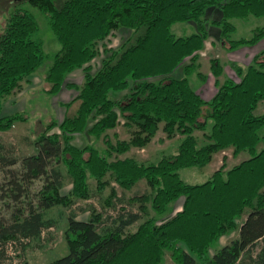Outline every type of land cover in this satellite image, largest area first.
Returning a JSON list of instances; mask_svg holds the SVG:
<instances>
[{"label":"trees","instance_id":"16d2710c","mask_svg":"<svg viewBox=\"0 0 264 264\" xmlns=\"http://www.w3.org/2000/svg\"><path fill=\"white\" fill-rule=\"evenodd\" d=\"M22 1L48 16L60 45L45 74L50 84L46 92L56 95L66 87L78 94L64 103L69 113L61 121L53 119L44 127L35 141L37 152L23 156L19 169L10 167L18 160L0 144V170L10 185L5 193L17 204L10 221L0 219V264L8 242L40 237L54 224L46 218L47 210L89 199L90 177L102 192L112 183L108 175L125 190L145 179L151 192L132 200L150 206L143 202L138 211L121 209L109 223L100 213L86 220L71 214L65 231L68 253L54 264H162L166 250L172 251L178 264H264V113L255 112L264 100V48L250 63L231 61L238 81L231 76L221 81L224 64L211 59L217 90L210 99L192 84L194 74L206 77L199 70L198 53L210 28L228 50L264 39V23L254 27L249 37H233L238 29L235 20L264 18V0ZM213 10L220 16L212 17ZM189 22L195 25L192 33L172 31L175 24ZM120 28L133 30L134 37L107 50L101 67L92 72L90 62L99 53V42ZM38 29L33 13L17 7L0 32V131L24 119L19 112L3 114L5 97L48 57L43 41L34 38ZM80 68L85 70L84 82H67V76ZM179 68L181 76L176 73ZM123 91L128 92L115 96ZM121 117L136 129L130 139L114 143L108 130ZM161 124L167 137H182L174 153L163 154L156 162L119 156L148 145ZM54 128L58 131L51 132ZM86 131L103 137V153L92 144L73 143L76 134ZM196 131L203 132L205 142L199 143ZM229 148L234 155L247 152L249 157L230 168L222 164L204 182L182 178L181 169L205 167L216 153ZM66 176L72 186L62 193ZM35 180L42 181L38 201L18 204ZM116 197L112 188L108 204L113 205ZM181 198V209L165 218ZM141 219L136 230L127 231ZM235 229L238 237L210 255L212 245Z\"/></svg>","mask_w":264,"mask_h":264},{"label":"rangeland","instance_id":"374dc122","mask_svg":"<svg viewBox=\"0 0 264 264\" xmlns=\"http://www.w3.org/2000/svg\"><path fill=\"white\" fill-rule=\"evenodd\" d=\"M21 0H0V32L3 30L6 18L17 7H23L29 9L37 19L39 23V29L34 34V38L41 40L44 43L45 51L48 57L44 60L38 71L27 77L22 81L20 88L16 89L10 95L5 97L3 114L9 115L14 113H21L24 116L23 120L14 122L10 129L0 131V144L4 147V151L8 156L16 158L18 163L10 166L13 169L20 168V159L25 155H30L37 152L36 139L44 131V127L47 126L53 119L61 121L65 114L69 111L64 106V103L73 100L78 91L75 89H68L64 87L58 94L50 95L46 92L50 84L45 81V74L49 64L52 62L53 54L59 49L60 45L55 39L47 15L38 11L27 1ZM264 18L250 17L246 21L235 20V24H238L237 31L233 34V37H249L252 34V30L257 25H262ZM175 24L172 27V31L176 35H188L194 30H190L188 27L180 28ZM188 26V25H187ZM134 37V32L131 29L120 28L112 31V33L104 40L99 42V53L90 62L92 72H96L102 65L103 59H105L109 52L107 50L117 49L122 46L129 38ZM217 38V37H216ZM218 39V38H217ZM264 43V42H262ZM205 53L199 70H205L208 73L210 71L209 64L213 58H219L224 64V75L231 76L237 81L239 80L235 71L231 67V61L234 58L235 61L250 63L257 53V47L252 48L244 46L235 50V53L228 55L226 48L222 46L218 39L214 49ZM200 61V60H199ZM189 63V59L186 61ZM182 70V68H179ZM85 70L83 68L77 69L67 76V82H75L82 84L84 82ZM212 80L210 82L211 90L214 88L215 77L211 74ZM201 78L196 74L193 75L192 84L194 87H198ZM116 94L115 96L122 97L124 93ZM71 110V113L73 112ZM256 113H264V100H262ZM94 121L90 122L89 128ZM125 120L121 117L120 123L114 128L108 130L109 137L115 143L117 140H128L133 136L135 126H127L124 124ZM161 124L155 137L144 148L133 147L130 151L120 154V157L134 156L141 161L156 162L163 154H171L177 150L178 143L181 135L176 134L174 137L169 138L162 129ZM58 131L57 128L51 130V132ZM199 143L205 142L202 131H196ZM73 143L77 146H85L86 144H92L97 147L102 153L106 149L103 137H95L89 134L87 131L83 134H76ZM249 157L247 152L240 153L239 155L233 154V149L229 148L225 151H220L213 156L212 161L205 167H191L180 170L182 178L190 183H200L206 181L211 177L213 172L225 164L226 168H230L235 164H238L242 160ZM112 182L102 192L97 190L96 181L93 178H89L92 196L86 200H78L72 206L57 205L46 212V218H52L54 224L50 228H45L38 238H30L29 240L23 239L19 241H10L6 245V255L3 257V264H54V260L68 253V245L65 237V231L68 226V217L71 214L76 215L78 219L86 220L93 216V214H102L104 222L109 223L121 209H131L138 211L140 203H145L149 207L150 203L142 200H132L134 196H140L143 193L151 192V188L148 186L145 179L140 180L131 190H125L121 188L116 182L107 176ZM9 179L5 175V171L0 170V219L4 221H10L14 212L15 205H17L12 198L5 192L9 190ZM42 181L35 180L34 184L30 188L29 195L23 199L21 203L25 206L29 200L33 202L38 201V191L41 188ZM71 178L66 176L65 187L62 193H68L70 190ZM114 188L117 197L113 199L114 204L110 205L107 201L108 196L111 194V189ZM183 198L179 199L171 207V210L165 215L168 218L182 207ZM151 214H155L151 211ZM146 216H144L145 218ZM245 216L240 217L238 220L242 223ZM164 219V218H163ZM141 219L127 228V231L136 230ZM162 220V219H161ZM239 230L223 235L220 239V243L215 242L210 248V255L213 254L215 248L220 247L222 244L230 243L233 239L237 238ZM258 245L255 250L259 249ZM162 264H178L171 250H166Z\"/></svg>","mask_w":264,"mask_h":264},{"label":"crops","instance_id":"0c3cea01","mask_svg":"<svg viewBox=\"0 0 264 264\" xmlns=\"http://www.w3.org/2000/svg\"><path fill=\"white\" fill-rule=\"evenodd\" d=\"M211 13V15H212V17H219L220 16V14H219V12L217 11V10H213V11H211L210 12ZM177 25H181V26H179L180 28H186L187 29V27L190 29V30H195V25L193 24V23H177ZM188 25V26H187ZM210 35H209V37L205 40V47H204V49H202L201 51H199V56H200V63L202 62V59H203V57H204V55H205V53H209L210 51H211V48L210 47H212V49H214L213 47H215L216 46V44H218V39L216 38V35H214V33H212L213 31H211V28H210ZM215 32H218V31H215ZM262 42H264V39H262L259 43H257L256 45H254V46H250L251 47V49L252 48H255V47H257L258 46V48L259 49H257V52H259L261 49H263L264 48V43H262ZM226 53L228 54V55H230V54H232V53H235V50H226ZM230 59H232V61L234 60V58H230ZM221 60V59H220ZM211 61V60H210ZM221 62L223 63V61L221 60ZM243 63V62H242ZM209 68H210V71H211V63L209 64ZM203 74H205L206 75V77L204 78V79H200V81H199V85H198V87H195L196 88V90L198 91V93H200L204 98H206V99H210L214 94H215V92H216V90H217V87L216 86H214V88L211 90V86H210V82H211V80H212V76H211V74H212V72L210 73H208L207 71H205V70H200ZM179 76H181L182 74H183V72H182V70H178L177 72H176ZM213 75V74H212ZM214 76V75H213ZM223 76V75H222ZM222 76L219 78L220 80L222 79ZM215 77V76H214ZM216 79V78H215ZM222 81V80H221ZM214 85H215V80H214Z\"/></svg>","mask_w":264,"mask_h":264}]
</instances>
